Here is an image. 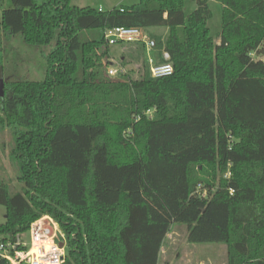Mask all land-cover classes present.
I'll list each match as a JSON object with an SVG mask.
<instances>
[{"label": "trees", "instance_id": "obj_1", "mask_svg": "<svg viewBox=\"0 0 264 264\" xmlns=\"http://www.w3.org/2000/svg\"><path fill=\"white\" fill-rule=\"evenodd\" d=\"M216 1L219 44L209 0H0V35L46 62L44 80L12 79L0 98L22 185L0 180L1 239L49 216L64 264H159L179 224L191 244H224L227 264H264V0ZM124 27L166 29L152 38L174 74L154 79L145 44L124 43L121 65H142L110 76L105 35Z\"/></svg>", "mask_w": 264, "mask_h": 264}, {"label": "rangeland", "instance_id": "obj_2", "mask_svg": "<svg viewBox=\"0 0 264 264\" xmlns=\"http://www.w3.org/2000/svg\"><path fill=\"white\" fill-rule=\"evenodd\" d=\"M139 3L140 0H72V5L75 7H91L102 12L111 11L114 8L123 6L134 7ZM196 7L197 3L187 2L185 6V16L194 12ZM209 7L213 19L209 22L208 27L214 41L219 44L223 6L216 0H209ZM147 34L151 36V38L161 35L166 36L167 30L164 28L154 29L148 31ZM0 41V79H4L5 83L18 78L27 79L33 82L44 80L46 76V62L40 54L41 49L43 48L26 45L20 35H16L12 40L8 41L4 39L3 35H0ZM123 53L125 52L122 50L121 45L110 47L112 68L116 73L121 67L125 71H129L137 70L140 65H142V62L137 63L132 59V64L123 67L121 65V57L123 56ZM144 54V61L148 64L149 69L152 66L149 60L150 58L153 59L154 64H161V60H165L163 51L160 53L156 49L151 51L148 47H145ZM255 59H262L264 61V54L262 56H256ZM13 144L10 131L7 129L1 131L0 180L4 179L8 181L13 191H19L22 185L17 180V168L13 165L10 159ZM5 215L6 208L1 205L0 224L5 222ZM187 237L186 225H174L171 232L168 234L165 245L162 247L159 264H227L228 252H226V246L224 244L195 245L189 243ZM23 239L29 241L28 235Z\"/></svg>", "mask_w": 264, "mask_h": 264}, {"label": "built area", "instance_id": "obj_3", "mask_svg": "<svg viewBox=\"0 0 264 264\" xmlns=\"http://www.w3.org/2000/svg\"><path fill=\"white\" fill-rule=\"evenodd\" d=\"M105 37L109 46L144 43L151 51L156 49V41L143 29L114 28L108 30ZM163 53L165 61L161 64H154L153 59H149L152 64L150 72L154 79L174 74L173 66L168 62L170 55L165 51ZM118 72L124 73L125 70L121 67ZM108 73L112 77L117 75L112 67L108 69ZM148 114H152V111ZM27 235L29 241L23 239ZM66 245V238L59 223L49 216H44L34 222L28 232L20 233L14 239L0 238V261L7 260L10 264H64L67 257Z\"/></svg>", "mask_w": 264, "mask_h": 264}, {"label": "water", "instance_id": "obj_4", "mask_svg": "<svg viewBox=\"0 0 264 264\" xmlns=\"http://www.w3.org/2000/svg\"><path fill=\"white\" fill-rule=\"evenodd\" d=\"M4 84H5L4 79H0V98H4V96H5V94H4ZM61 246L63 247L64 244H61Z\"/></svg>", "mask_w": 264, "mask_h": 264}, {"label": "crops", "instance_id": "obj_5", "mask_svg": "<svg viewBox=\"0 0 264 264\" xmlns=\"http://www.w3.org/2000/svg\"><path fill=\"white\" fill-rule=\"evenodd\" d=\"M119 8H122V7H119Z\"/></svg>", "mask_w": 264, "mask_h": 264}]
</instances>
